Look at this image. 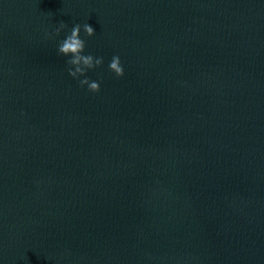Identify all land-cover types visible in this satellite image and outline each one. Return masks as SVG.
Returning a JSON list of instances; mask_svg holds the SVG:
<instances>
[{"label":"water","instance_id":"obj_1","mask_svg":"<svg viewBox=\"0 0 264 264\" xmlns=\"http://www.w3.org/2000/svg\"><path fill=\"white\" fill-rule=\"evenodd\" d=\"M0 264H264V0H0Z\"/></svg>","mask_w":264,"mask_h":264},{"label":"clouds","instance_id":"obj_2","mask_svg":"<svg viewBox=\"0 0 264 264\" xmlns=\"http://www.w3.org/2000/svg\"><path fill=\"white\" fill-rule=\"evenodd\" d=\"M67 25L60 21L57 26L47 36L57 35ZM81 31L87 37L94 35V28L89 23H75L65 32L62 39L57 42L56 52L66 58L67 74L73 79L78 80L81 86H86L87 90L97 92L100 88L98 80L90 79L86 73L88 70L100 66L103 57L85 52V39L81 37ZM107 68L117 77L124 74V68L119 55H113L107 64Z\"/></svg>","mask_w":264,"mask_h":264}]
</instances>
